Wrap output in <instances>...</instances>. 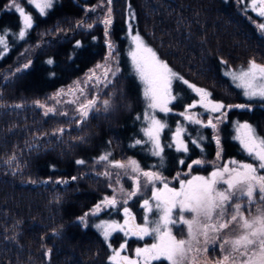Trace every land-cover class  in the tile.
<instances>
[{"label": "trees", "instance_id": "1", "mask_svg": "<svg viewBox=\"0 0 264 264\" xmlns=\"http://www.w3.org/2000/svg\"><path fill=\"white\" fill-rule=\"evenodd\" d=\"M11 1L0 0V35L7 41L6 53L0 45V264H112L100 232L78 219L85 213L91 219L89 211L112 194L115 180L102 174L112 173L111 168L107 162L98 163L106 153H111L110 160L132 157L143 170L171 178L188 170L194 158L205 163L193 164L190 172L207 174L218 151L221 159H246L233 134L234 125L241 121L251 123L264 137V101L245 100L223 71L224 65L237 67L252 60L264 65V34L257 29L260 19L238 0H111V4L54 0L46 15L29 0H19L33 17L24 39L18 35L23 19L9 7ZM107 9H111L110 26L103 23ZM129 21L176 73L208 90L225 105L221 113H227L219 121L214 119L216 129L188 123L181 113L194 95L176 80L177 99L168 106L172 111L155 114L167 125L160 133L165 146L162 167L143 131L152 110L146 107L138 77L128 68L116 73L103 90L102 98L111 101L109 109L98 104L83 124L79 115L63 112L60 105L55 106L56 113L45 115L36 104H53L51 96L57 89L103 61L108 39L122 46ZM237 104L250 107L236 108ZM221 113L205 112L202 121ZM179 127L189 147L186 153L176 150L172 138ZM58 128H64V134L53 136ZM138 139L143 142L135 145ZM190 140H197L198 146ZM144 194L148 196L149 190L123 207L139 215ZM121 209L120 204L103 208L97 216H114Z\"/></svg>", "mask_w": 264, "mask_h": 264}, {"label": "snow or ice", "instance_id": "2", "mask_svg": "<svg viewBox=\"0 0 264 264\" xmlns=\"http://www.w3.org/2000/svg\"><path fill=\"white\" fill-rule=\"evenodd\" d=\"M39 10L41 15H46V10L51 9L54 0H30ZM244 4V0H238ZM111 4V0H106ZM9 7L15 10L23 18V29L19 32V38L24 39L26 30L32 28L33 17L26 14L25 9L12 0ZM251 8L259 17L264 18V0H251L250 5H245L244 10ZM94 11L95 9H91ZM251 19V17H249ZM103 23L106 26L112 24L111 9H109L107 18ZM79 26H82L79 25ZM92 25H89L91 28ZM131 29V25H129ZM258 31L264 34V22L257 25ZM107 35V27L105 29ZM135 48L130 52L132 63L140 81L145 85L144 96L148 100V107L152 109L159 108L162 112H170L168 107L172 100L177 97L172 95L173 79L182 81L189 88L200 96L199 103L210 113H221L225 105L215 102L211 99V93L203 88L196 87L184 80L182 76L174 72L166 62L162 61L156 52L148 47L139 33L132 36ZM79 44V42H77ZM0 45L4 47V53L7 52V41L4 35H0ZM111 50V43L108 44ZM3 54V53H0ZM111 55V51H110ZM52 63L51 60L48 61ZM25 64L24 68H28ZM97 70H100L99 73ZM20 71V69H17ZM118 71V69H117ZM109 73L114 76L115 71L104 64H97L95 69H91L87 74L85 83L100 85L110 83ZM234 80L240 81L238 86L244 89V95L251 98L259 97L264 101V65L258 64L255 60L249 62L247 69H242L239 74H231ZM85 95V89L76 82L75 89H69L67 94L75 95L76 92ZM65 95L63 90L58 92L55 97L57 103L61 101L58 97ZM79 97L67 103H76ZM99 97L86 99L78 104L76 112L79 115L81 124L86 122L89 113L96 111V105ZM40 107L46 106L36 102ZM103 108L107 111L111 105L109 99L102 101ZM195 104L189 105V108L195 107ZM20 107V105H17ZM231 107V106H229ZM236 108H248L250 105L237 104ZM56 113L53 107H46L45 115ZM67 116L68 113H62ZM186 120L192 123L201 124L203 127L217 128V123L227 113H221V116L207 119L206 123L196 118L195 114L181 113ZM75 122V120H73ZM167 125L162 123L154 115L149 118L148 127L144 128V135L148 142L152 144V155L161 157V167L163 166L162 153L164 147L160 142V133ZM64 128H58L52 133L53 136L63 135ZM183 128H177L175 133V146L178 152H188V144L181 139ZM237 136L248 156L256 163H241L232 160L222 166H218L208 177L193 176L190 180H179L180 187H169L166 179L155 171H145L135 159H129L126 163L110 160L111 153H106L99 157V162H107L108 168L124 170L123 175L130 176L134 183V189L126 191L122 186L120 193L124 199L118 201L116 196L105 197L101 203H98L92 210L91 215H96L103 208H116L118 204L122 207L125 216L124 223L121 224L115 220L102 221L96 225V228L102 232L107 241L114 232H122L125 236H134L138 239H144L146 236H152L155 243L150 246L137 247L135 249V259L127 255H121L127 247V241L120 245V248L113 251L109 257L112 264H153L154 261L167 262V264H209L207 254L209 245H212V251L219 249L221 255L213 258L211 264H264V137L257 135L253 126L247 122L239 124ZM83 139V138H79ZM202 139V138H201ZM217 145L220 144V137H215ZM142 140H136L135 145L141 144ZM191 144L198 146V141L190 140ZM130 145V146H135ZM172 147L171 144L166 145ZM217 158H220V152H217ZM15 159V157H12ZM78 164L86 163L83 160L76 161ZM184 164V160L179 161ZM203 161L194 160L187 167L191 170L192 165H201ZM130 170V171H129ZM104 176H111L112 173L104 171ZM121 173L117 172L115 183L119 184ZM179 174L177 175L178 179ZM141 177L144 178L143 187L151 188V200L143 199L142 207L145 209L143 224L134 223L135 217L128 207H123L128 200L141 193ZM73 180L76 177H72ZM159 181L163 186L156 187ZM56 183H68V181H56ZM155 201V211L159 213L158 219L149 220L148 213H153V204ZM187 214V215H186ZM89 213L79 217L81 223L86 224V217ZM184 225L187 229L186 238L177 239L173 235V227ZM231 229V232L227 231ZM58 235V233H54ZM111 247V245H109Z\"/></svg>", "mask_w": 264, "mask_h": 264}, {"label": "rangeland", "instance_id": "3", "mask_svg": "<svg viewBox=\"0 0 264 264\" xmlns=\"http://www.w3.org/2000/svg\"><path fill=\"white\" fill-rule=\"evenodd\" d=\"M19 0H17L18 2ZM30 1V0H29ZM12 2V1H11ZM10 2V4H11ZM251 3V0H244V7L245 5H250ZM9 4V5H10ZM22 7V6H21ZM24 8V7H23ZM248 11L252 12L253 14L257 15L255 12H253L251 10L250 7H248ZM26 12V11H25ZM108 12H109V9H107V12L104 13V16H103V20L105 18H107L108 16ZM26 14L30 15L28 12H26ZM258 16V15H257ZM129 17V16H128ZM132 17H133V14H132ZM259 17V16H258ZM131 18V16H130ZM23 19V18H22ZM259 21L260 22H264V18H261L259 17ZM133 23V21H132ZM132 23L129 21L127 23V36H126V39H124V42L122 44V46L120 44H117L116 41L112 40V39H108L107 41V52H106V55H105V58L103 61L101 62H98L97 64H104L105 62H107L108 66L112 68L113 71H115L116 73L120 72L121 70H123V68H128L129 72L130 73H134L137 77V73L135 71V67L132 63V58H131V55H130V52L135 48V45L133 44V41H132V36L135 35L136 33H139V35L142 37V39L144 40L145 44L148 46V47H151L157 54V56L164 62H166L168 64V62L166 60H164L160 54L158 53V51L151 45L149 44L146 39L144 38V36L136 29L134 28V26L132 25ZM129 25H131V29H129ZM111 43L112 45V49L110 50L108 48V44ZM110 51H111V55H110ZM95 64L93 67L89 68L87 73L82 76L80 79L68 84V85H65L59 89H57L53 95L51 96V99L52 97H55L56 94L58 92H60L61 90H63V92L65 93V95H62L60 97H58V99L61 101L60 103H57L56 102V99H53L54 100V103L52 104L51 102H39L40 104H43L45 105L46 107H53L55 108V106L57 105H60L61 107H63V112H72V115H78V113L76 112V108L78 106L79 103L81 102H84L86 99H91L93 97H96L98 96L99 97V100L97 102V105L100 104L103 106L102 104V101L105 99V98H102V93H103V90L105 88V86L108 84V83H105V84H100V85H94V82L93 83H85L86 80H87V74L89 73V71L91 69H95L96 68V65ZM249 64L247 65H240V66H237V67H232V66H229V65H224L223 66V71H224V74L226 76H228L233 82L234 84L241 90V93H242V96L244 97L245 100H260L259 97H255V98H249L247 96L244 95V89L240 86H238L240 84V81L238 80H234L233 77H232V73H236V74H239V72L242 70V69H247ZM168 66L174 71L176 72L172 66L170 64H168ZM118 69V71H117ZM100 70H97V72L99 73ZM115 76V75H114ZM113 78V75L112 73H109V76H108V80L111 81ZM138 80L140 82V85H141V88H142V92H143V95H144V87L145 85L140 81L139 77H138ZM175 79H173L172 81V95L176 96L175 94V91H174V83H175ZM76 82H80V86L83 87L85 89V95H80V93L77 91L75 93V95H71V94H67L68 93V90L71 88V89H75L76 88ZM183 85H185L191 92L192 94L194 95V98L192 100H190L189 102L186 103V106H185V111L184 113L186 114H195L196 115V118L200 119V120H203V118L201 117L203 115V113L207 112L205 110L204 107L201 106V104L199 103L200 101V96L195 92L193 91L191 88H189L186 84H184L183 82H181ZM191 84V83H190ZM196 86V85H195ZM196 87H199V86H196ZM185 88V87H184ZM201 88V87H199ZM204 89V88H203ZM206 90V89H205ZM208 91V90H207ZM209 92V91H208ZM77 97H79V99L77 100L76 103H67V101H71V100H74L76 99ZM145 97V96H144ZM211 99L215 102H220L222 103L221 101H218V100H215L211 97ZM145 102H146V107L148 106V100L146 99L145 97ZM37 104V103H36ZM170 104V103H169ZM192 104H195L196 106L193 107V108H189V105H192ZM96 105V106H97ZM37 106H39V104H37ZM169 106V105H168ZM46 107L43 108V110L45 111L46 110ZM152 116L154 115L156 117L155 114H157V111H160L159 108H156V109H152ZM222 111V110H221ZM223 112V111H222ZM213 114V113H211ZM157 118V117H156ZM158 119V118H157ZM209 119V118H208ZM188 123H191V124H195V123H192V122H189L188 120H186ZM207 121V120H206ZM247 121H241L239 123H237L236 125H234V136L236 137L237 139V136L240 135V133L237 132V127L239 124H243ZM249 123V122H247ZM251 124V123H249ZM252 125V124H251ZM181 128V127H179ZM183 128V127H182ZM254 128V127H253ZM255 129V128H254ZM177 130V129H176ZM175 133L176 131L173 133V141L175 142ZM257 135H259L260 137H262L257 131H256ZM181 139L184 140V142L186 143L185 139L183 138V132L181 134ZM197 141V140H196ZM238 143L240 144V147L242 150H244L243 146L241 145L239 139H237ZM244 153L246 154V159H242V160H238L236 158H227V159H221V158H216L215 160H213L211 163L213 164L211 166V170L205 174V173H202V172H190V170H184L182 173L181 172H178L177 174H175V176L171 177V178H168L166 176H164L162 173H160L165 179L166 181L168 182L169 184V187H174V188H179L180 185H179V180H190L192 179L193 176H204V177H208L210 175V173L215 170L216 167L218 166H222L226 163H229L230 161L232 160H236L238 162H241V163H256L251 157L248 156L247 152L244 150ZM129 159H133L132 157H130ZM128 159V160H129ZM111 160H114V161H120V162H127L128 160L126 161H121V160H118V159H111ZM194 160H201L204 162V160L202 158H194L193 160H191V162L189 164H192V161ZM202 163V164H203ZM111 171H112V178L116 181L117 179V176H116V173L117 172H120L121 175L119 177V184L115 183H112V194L111 196H109L108 198H111L112 196H116L117 200L118 201H121L122 199H124L125 197L122 196V194L120 193V188L121 186L126 190V191H131L134 189V183H133V180L130 178V176H127L126 178L127 179H124L123 177L125 175H123V172L124 170H121V169H115V168H111ZM130 171V170H129ZM145 171H155V170H152V169H145ZM155 172H158V171H155ZM179 174L178 176V179H177V175ZM183 174V175H182ZM262 174H264V170H262ZM141 179V184H142V187H141V193H146L147 190H149V195L146 196L147 194H144L145 198L147 199H150L151 200V188H152V185H148L147 188H144L143 187V184H144V181ZM156 187L160 188L162 187L163 185L157 181L156 182ZM140 193V194H141ZM139 194V195H140ZM143 199L141 201H139V205L142 207L143 205ZM131 200V199H130ZM129 201V200H128ZM152 204H153V213H148V217H149V220H152V219H158L159 218V213L155 211V201H151ZM95 208V207H94ZM93 208V209H94ZM129 208V207H128ZM92 209V210H93ZM92 210H90L89 212L91 213ZM129 210L131 211L132 215L135 217V221L134 223L136 224H143L144 223V220H143V217L145 216V209L142 207V212H140V214L138 215L132 208H129ZM120 214H116L114 216H97L96 215H92L93 217V220L91 221V219H86V224L87 225H90L91 227L93 228H96V225L97 224H100L102 221H117L121 224L124 223V220H125V216H124V213L122 211V209L120 210L119 212ZM119 215V216H118ZM187 215V214H186ZM85 225V224H84ZM97 229V228H96ZM100 234L102 235V232L97 229ZM229 232H231V229L227 230ZM186 234H187V229H186V226L184 225H177V226H174L173 227V235H175L177 237V239H180V238H186ZM103 236V235H102ZM104 238V237H103ZM105 240V239H104ZM125 241H127V247L122 251L123 252H126V253H129V254H133L135 255V249L137 247H145V246H150L152 243H155L156 241L154 240V238L152 236H146L144 239H138L137 237H134V236H125L124 233L122 232H114L112 234V236L105 242L106 244L109 246L111 245L110 248V256L113 254V251L114 250H117L120 248V245L125 243ZM132 245L133 249L130 251L129 250V245ZM212 245H209V252L207 254V260L209 262V264H211L212 260H213V257H212V254H214V258H218L221 253L219 251V249L217 248V250L219 252H217V250L215 252H213L212 250ZM213 252V253H212ZM220 255H219V254ZM218 254V256H217ZM153 264H162V262L160 261H154ZM163 264H167V262H163Z\"/></svg>", "mask_w": 264, "mask_h": 264}, {"label": "water", "instance_id": "4", "mask_svg": "<svg viewBox=\"0 0 264 264\" xmlns=\"http://www.w3.org/2000/svg\"><path fill=\"white\" fill-rule=\"evenodd\" d=\"M121 255H127V256H129L130 258H133V259L136 258L135 255L129 254V253H126V252L121 253Z\"/></svg>", "mask_w": 264, "mask_h": 264}]
</instances>
